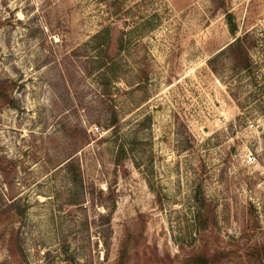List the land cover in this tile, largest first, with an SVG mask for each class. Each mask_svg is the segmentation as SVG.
Instances as JSON below:
<instances>
[{
  "label": "rangeland",
  "instance_id": "rangeland-1",
  "mask_svg": "<svg viewBox=\"0 0 264 264\" xmlns=\"http://www.w3.org/2000/svg\"><path fill=\"white\" fill-rule=\"evenodd\" d=\"M0 264H264V0H0Z\"/></svg>",
  "mask_w": 264,
  "mask_h": 264
},
{
  "label": "built area",
  "instance_id": "built-area-1",
  "mask_svg": "<svg viewBox=\"0 0 264 264\" xmlns=\"http://www.w3.org/2000/svg\"><path fill=\"white\" fill-rule=\"evenodd\" d=\"M254 160H255V156H254V154H253V153L249 154V155H248V161L252 162V161H254Z\"/></svg>",
  "mask_w": 264,
  "mask_h": 264
},
{
  "label": "trees",
  "instance_id": "trees-1",
  "mask_svg": "<svg viewBox=\"0 0 264 264\" xmlns=\"http://www.w3.org/2000/svg\"><path fill=\"white\" fill-rule=\"evenodd\" d=\"M239 39V37L237 38V40Z\"/></svg>",
  "mask_w": 264,
  "mask_h": 264
}]
</instances>
